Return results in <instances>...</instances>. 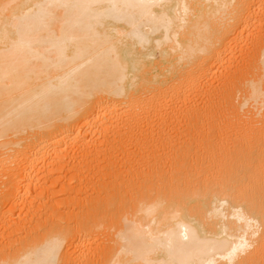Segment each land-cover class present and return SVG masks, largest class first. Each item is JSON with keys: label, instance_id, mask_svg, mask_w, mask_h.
<instances>
[{"label": "bare ground", "instance_id": "1", "mask_svg": "<svg viewBox=\"0 0 264 264\" xmlns=\"http://www.w3.org/2000/svg\"><path fill=\"white\" fill-rule=\"evenodd\" d=\"M0 264H264V0H0Z\"/></svg>", "mask_w": 264, "mask_h": 264}]
</instances>
